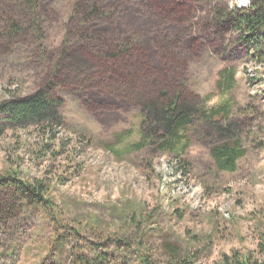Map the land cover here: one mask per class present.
I'll return each mask as SVG.
<instances>
[{
	"label": "rangeland",
	"instance_id": "374dc122",
	"mask_svg": "<svg viewBox=\"0 0 264 264\" xmlns=\"http://www.w3.org/2000/svg\"><path fill=\"white\" fill-rule=\"evenodd\" d=\"M1 1L0 99L53 81L63 125L47 133L36 125L6 129L0 174L14 169L25 181L42 180L66 228L23 204L9 219L0 215V264H70L69 256L91 258L96 247L113 262L139 264L124 243L154 264L164 260L166 243L200 251L196 264H218L236 251L257 257L264 237V58H251L253 50L215 17L251 1L40 0L39 43L19 0ZM81 2L103 17L73 16ZM13 18L26 30L10 33ZM105 40L123 43L136 61L106 67L97 51ZM62 50L89 65L78 63L79 73L56 69ZM113 78L124 89L129 80L137 95L155 102L164 93V100L196 103L205 115L224 106L244 151L235 170L217 167L210 153L217 132L200 118L175 151L160 148L139 102L117 92ZM213 119L225 122L222 115ZM56 231L65 246L45 259Z\"/></svg>",
	"mask_w": 264,
	"mask_h": 264
},
{
	"label": "trees",
	"instance_id": "16d2710c",
	"mask_svg": "<svg viewBox=\"0 0 264 264\" xmlns=\"http://www.w3.org/2000/svg\"><path fill=\"white\" fill-rule=\"evenodd\" d=\"M39 1L19 0L18 3V5L22 4L26 8L27 18L31 19L32 23L30 30L32 32L34 30V37L38 43L42 42V37L40 36L39 26L34 19L36 18ZM226 1L229 5L231 0ZM250 1L251 6L246 9L230 5L231 9L216 11L215 17L220 20L218 24L222 21L224 30H231L236 33V40L253 50L250 57L255 58L254 60L260 63L264 58V0ZM1 2L0 6L4 13L6 9L4 8V2ZM15 14L18 15V13ZM72 14L75 17L76 14L77 16L81 14L79 16L82 22H89L103 17V11L93 7L89 2L76 3L73 6ZM8 27L10 33L26 30V28L19 27L14 18L11 19ZM101 45V50H97L101 56V62L110 69L114 67L116 69V66L119 65L130 67L136 61L132 50H129L127 46L124 47L123 43L119 41L110 43L105 40L101 42ZM64 50L61 51L63 55L56 61V69L65 68V70L79 73L81 65L78 63L82 64L83 68H85V65H89L88 59L78 61L75 59L78 56L69 58L67 57V51ZM115 77L117 78V76ZM113 81L117 85V92L130 93L129 95L139 102L145 112L144 121H150L149 132H152L154 137H160L158 139L161 142L160 148L170 150V152L175 151L179 145H182L181 142L185 138V132L193 124L194 119L200 118L202 123L212 127L218 134H216L219 141L218 146L211 148L210 151L217 167L220 170L231 172L235 170V161L243 156L244 151L238 136L234 133L235 123L228 119L229 113L224 106L221 105L218 109H212L205 115L196 103L189 104L180 100L178 96L164 100V93H161L162 98L160 97L155 102L137 95L138 91H136L135 84L129 80L125 83V89L122 87L124 84H121L120 80L113 78ZM53 84V81H49L44 87L30 94L22 96L11 94L0 99V136L8 128H23L28 125H36L45 133L50 132L52 126L61 127L63 119L60 115V109L63 101L54 93ZM216 115H222L225 121L224 124L213 119ZM141 133L143 137L146 136L144 130ZM49 192L50 188L42 180L25 181L19 177L16 170L10 169L8 172L0 174V215L6 214L9 219L13 213H20V205L22 204L31 208L38 207L47 218L56 222L58 229H65L66 227L62 225L57 216L53 201L49 198ZM60 224L61 226H59ZM69 229L78 230L73 226ZM258 244L259 254L257 257L245 253L239 255L236 251L230 255H222V260L218 264H264V237L263 241L260 240ZM124 245L130 253L136 254L139 264H154L146 252L137 250L136 246L134 248L132 244L124 243ZM64 246L61 236L56 231L46 242L43 251L45 259L55 256V252L61 253ZM162 248L165 254L161 264H196V259L200 253V251L191 250L183 252L177 246L167 243ZM92 254L93 257L91 258L83 254H77L73 258L69 256L70 264H129L128 260L123 263L113 262L106 251L98 250L97 247Z\"/></svg>",
	"mask_w": 264,
	"mask_h": 264
},
{
	"label": "bare ground",
	"instance_id": "6f19581e",
	"mask_svg": "<svg viewBox=\"0 0 264 264\" xmlns=\"http://www.w3.org/2000/svg\"><path fill=\"white\" fill-rule=\"evenodd\" d=\"M241 2V1H240Z\"/></svg>",
	"mask_w": 264,
	"mask_h": 264
}]
</instances>
